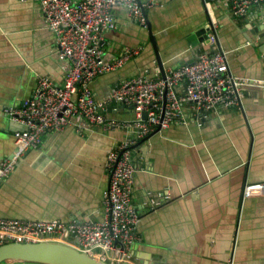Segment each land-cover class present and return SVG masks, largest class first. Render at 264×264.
Returning <instances> with one entry per match:
<instances>
[{
  "label": "crops",
  "instance_id": "0c3cea01",
  "mask_svg": "<svg viewBox=\"0 0 264 264\" xmlns=\"http://www.w3.org/2000/svg\"><path fill=\"white\" fill-rule=\"evenodd\" d=\"M144 1L150 3L144 12L164 71L217 49L225 52L231 73L264 74V1L241 17L222 2ZM112 10L116 26L104 33L105 56H118L123 47L142 49L120 68L94 78L96 97L122 77L162 74L148 28L131 19L124 6ZM39 75L57 83L63 78L39 3L0 0V161L14 151V133L22 128L4 108L29 97ZM240 95L237 105L207 114L200 125L176 121L134 146L132 203L141 240L131 247V264H264V194L243 193L247 183L264 182V86L245 84ZM116 116L130 117L131 109L122 106ZM127 135L120 128L79 132L72 126L46 132L0 182V217L101 219L107 152ZM146 192L170 197L150 209Z\"/></svg>",
  "mask_w": 264,
  "mask_h": 264
},
{
  "label": "built area",
  "instance_id": "2783aa9c",
  "mask_svg": "<svg viewBox=\"0 0 264 264\" xmlns=\"http://www.w3.org/2000/svg\"><path fill=\"white\" fill-rule=\"evenodd\" d=\"M35 1L54 35L63 78L57 83L39 75L29 97L16 106L4 108L22 128L14 133V151L0 161V182L28 149L39 145L46 132L72 126L79 132L120 128L128 135L107 152L109 181L103 194L101 219L0 217V245L54 237L111 264H128L133 259L131 247L141 240L137 231L138 213L132 203L138 154L134 146L156 128H168L176 121L200 125L207 114L237 105L241 87L264 86V74L235 75L230 72L225 52L206 50L190 62L169 68L164 76L137 73L122 77L104 96L96 97L91 89L94 78L120 68L142 49L141 45L123 47L118 56H105L104 33L116 26L113 6H124L131 19L147 27L144 8L150 3L144 0ZM213 1L229 5L231 13L241 17L254 3L264 0H203L207 5ZM215 38L214 33H209V40L213 42ZM122 106L131 109L130 117L116 116ZM108 111L112 115L107 116ZM243 193L244 196L264 194V182L247 183ZM146 195L145 204L150 209L170 197L161 192L155 195L146 192Z\"/></svg>",
  "mask_w": 264,
  "mask_h": 264
},
{
  "label": "water",
  "instance_id": "95a60500",
  "mask_svg": "<svg viewBox=\"0 0 264 264\" xmlns=\"http://www.w3.org/2000/svg\"><path fill=\"white\" fill-rule=\"evenodd\" d=\"M146 22L149 31V38L155 50V61L160 68L161 75L164 76L165 71L157 50L156 41L147 19ZM208 28L207 33L213 32L210 25ZM202 30L203 29H201V31ZM205 38L207 39V36ZM143 117H145V113L143 114ZM157 131H159L158 128L152 131L151 134ZM148 136L149 135L144 139ZM4 261L35 262L39 264H111L95 255L82 252L73 245L49 239L35 242L3 243L0 245V263Z\"/></svg>",
  "mask_w": 264,
  "mask_h": 264
},
{
  "label": "rangeland",
  "instance_id": "374dc122",
  "mask_svg": "<svg viewBox=\"0 0 264 264\" xmlns=\"http://www.w3.org/2000/svg\"><path fill=\"white\" fill-rule=\"evenodd\" d=\"M48 239L54 240V239H56V238H54V237H48ZM55 241H56V240H55ZM71 245L75 246L74 244H71ZM4 262H6V261H4ZM4 262H2V263H0V264H4ZM29 263H35V262H29ZM129 264H131V262H130Z\"/></svg>",
  "mask_w": 264,
  "mask_h": 264
}]
</instances>
